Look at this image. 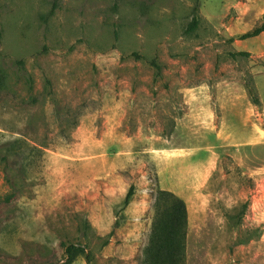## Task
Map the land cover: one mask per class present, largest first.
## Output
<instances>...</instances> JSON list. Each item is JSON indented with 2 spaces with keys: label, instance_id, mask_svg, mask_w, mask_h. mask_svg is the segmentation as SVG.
Here are the masks:
<instances>
[{
  "label": "rangeland",
  "instance_id": "1",
  "mask_svg": "<svg viewBox=\"0 0 264 264\" xmlns=\"http://www.w3.org/2000/svg\"><path fill=\"white\" fill-rule=\"evenodd\" d=\"M263 23L264 0H0V264H146L160 189L180 264H264Z\"/></svg>",
  "mask_w": 264,
  "mask_h": 264
},
{
  "label": "trees",
  "instance_id": "2",
  "mask_svg": "<svg viewBox=\"0 0 264 264\" xmlns=\"http://www.w3.org/2000/svg\"><path fill=\"white\" fill-rule=\"evenodd\" d=\"M195 24V23H194ZM264 33V23L242 36L249 39ZM3 39V30L0 26V41ZM235 56L249 57L248 52H237ZM135 194L131 187L126 197L129 204ZM155 201V215L152 233L146 250V264H180L186 259V243L188 229V209L186 202L175 193L167 190H158ZM84 253V249L70 245L66 250V262L73 264L76 257ZM87 261L90 263L89 258Z\"/></svg>",
  "mask_w": 264,
  "mask_h": 264
},
{
  "label": "crops",
  "instance_id": "3",
  "mask_svg": "<svg viewBox=\"0 0 264 264\" xmlns=\"http://www.w3.org/2000/svg\"><path fill=\"white\" fill-rule=\"evenodd\" d=\"M264 33H262V35H263ZM261 36V34L259 35V36H257V37H260ZM256 37V38H257ZM196 99L197 98H194L190 103H191V105H192V107H194V106H196L198 103L196 102ZM194 112H195V108H194V110H193ZM236 120V119H235ZM233 127H234V129H236L235 128V124H233ZM255 127V126H254ZM255 128H257V130H258V126L257 127H255ZM234 131V130H233ZM235 132V131H234ZM258 135L260 136V138H255V139H251V141H243V145H249V146H257V145H260V143H264V140H262L261 138H262V136H261V134H259V132H258ZM239 138L238 137H236V140H238ZM241 140H242V138H241Z\"/></svg>",
  "mask_w": 264,
  "mask_h": 264
}]
</instances>
